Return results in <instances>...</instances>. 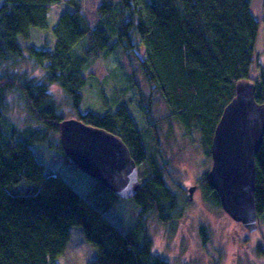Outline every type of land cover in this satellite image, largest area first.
<instances>
[{
  "label": "trees",
  "instance_id": "16d2710c",
  "mask_svg": "<svg viewBox=\"0 0 264 264\" xmlns=\"http://www.w3.org/2000/svg\"><path fill=\"white\" fill-rule=\"evenodd\" d=\"M60 4L71 11L52 28V48L22 46L20 38L28 41L32 28H48L50 8ZM251 4L252 0H103L91 24L79 0H0V264H59L73 227H82L98 252L90 264H169L154 253L149 236L137 237L146 230L148 216L173 228L184 218L179 196L167 183L170 171L158 157L152 98L159 94L169 116L189 135H200L203 154L212 159L215 129L236 95V85L255 83V99L264 103V75L252 78L261 29ZM140 44L145 48L143 59L138 55ZM117 50L132 68V84L140 72L150 89L148 95L139 92L146 131L140 132L126 106L117 97L108 100L102 87L107 112L82 110L83 90L93 76L87 69L101 54L106 58ZM24 62L43 70V82L14 72ZM52 86L64 92L74 119L121 138L138 165L140 188L132 198L141 210L128 233L107 219L108 207L96 209L36 153L37 146L57 151L66 164L78 168L64 154L60 124L69 118L55 103ZM11 95L21 98L36 124L21 127L10 119ZM114 104L116 110L111 109ZM142 134H151L155 141L150 155ZM256 168L259 218L264 214V141ZM207 175L200 186L206 199L221 207ZM97 183L114 200L119 198ZM200 234L208 242L206 226L200 227ZM259 255L264 257L263 248Z\"/></svg>",
  "mask_w": 264,
  "mask_h": 264
},
{
  "label": "rangeland",
  "instance_id": "374dc122",
  "mask_svg": "<svg viewBox=\"0 0 264 264\" xmlns=\"http://www.w3.org/2000/svg\"><path fill=\"white\" fill-rule=\"evenodd\" d=\"M85 14L93 22L96 20V9L103 0H79ZM251 10L260 23V34L256 46L255 64L252 69L253 80L264 75V0H252ZM71 8L65 4L54 5L48 13V28H32L28 41L20 38L22 46H36L52 48L55 37L52 28L60 16L70 12ZM140 59L145 57V48L139 45ZM14 72L25 73L43 82V70L33 69L31 64L24 62ZM92 73L88 87L83 90V111H96L101 114L107 112L103 104L101 87L108 95L119 98V103L126 106L133 117L140 132L148 129V122L143 116L139 102L141 91L144 95L150 89L140 72L136 74V84L130 81L133 74L126 55L117 50L109 57L101 54L87 69ZM55 103L64 115L72 119V113L66 107V97L57 87L50 88ZM120 104V105H121ZM7 115L15 123L24 127L26 124H36L29 114L24 102L18 95H11ZM117 104L111 106L116 110ZM151 116L158 130V157L168 167L173 178L167 183L180 199V208L184 209L183 221L176 227L160 224L154 216H148L144 225L146 230L141 234L153 240V251L163 257L169 264H264V257L259 255V248L264 249V214L259 217V228L254 233H248L245 227L228 216L222 207L214 206L206 199L204 190L200 186L203 175L208 174L212 167V159L203 154L200 145V135H189L183 127L172 119L164 99L157 94L152 98ZM144 147L148 155L155 146L151 134H142ZM39 158L49 167L50 171L62 176L79 193L85 196L98 210H105V216L119 230L124 233L136 225L140 207L133 198L113 199L112 196L98 186L95 179L79 168L66 164L57 151L37 146L34 147ZM142 177V174H141ZM175 184L179 185L176 186ZM195 187L192 197L189 188ZM110 204V205H109ZM110 206V208H109ZM206 226L209 234L208 242H204L200 234V227ZM137 232L139 230H136ZM98 257L95 247L85 239L82 227L72 228V239L66 253L58 259L59 264H90Z\"/></svg>",
  "mask_w": 264,
  "mask_h": 264
},
{
  "label": "water",
  "instance_id": "95a60500",
  "mask_svg": "<svg viewBox=\"0 0 264 264\" xmlns=\"http://www.w3.org/2000/svg\"><path fill=\"white\" fill-rule=\"evenodd\" d=\"M255 95V83L236 85V95L215 129L207 175L224 212L248 233L259 228L256 156L264 141V103ZM60 137L65 156L103 187L121 199L137 193L140 171L121 138L74 118L60 124ZM194 189L189 188L190 198Z\"/></svg>",
  "mask_w": 264,
  "mask_h": 264
},
{
  "label": "crops",
  "instance_id": "0c3cea01",
  "mask_svg": "<svg viewBox=\"0 0 264 264\" xmlns=\"http://www.w3.org/2000/svg\"><path fill=\"white\" fill-rule=\"evenodd\" d=\"M85 7H84V9H83V13H84V15L87 17V15L85 14ZM87 19H88V21L91 23V24H94L95 22H96V20H94L93 22H91V20L87 17Z\"/></svg>",
  "mask_w": 264,
  "mask_h": 264
},
{
  "label": "bare ground",
  "instance_id": "6f19581e",
  "mask_svg": "<svg viewBox=\"0 0 264 264\" xmlns=\"http://www.w3.org/2000/svg\"><path fill=\"white\" fill-rule=\"evenodd\" d=\"M98 7V6H97ZM97 10V9H96ZM97 14V13H96ZM96 20H97V15H96Z\"/></svg>",
  "mask_w": 264,
  "mask_h": 264
}]
</instances>
